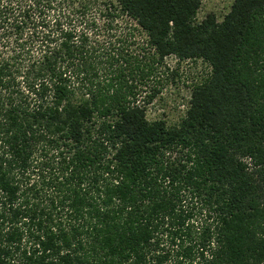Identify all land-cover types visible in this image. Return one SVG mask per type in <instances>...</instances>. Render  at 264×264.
I'll use <instances>...</instances> for the list:
<instances>
[{"label":"trees","instance_id":"1","mask_svg":"<svg viewBox=\"0 0 264 264\" xmlns=\"http://www.w3.org/2000/svg\"><path fill=\"white\" fill-rule=\"evenodd\" d=\"M202 4L0 0V264H264V0ZM169 57L211 68L172 126Z\"/></svg>","mask_w":264,"mask_h":264},{"label":"rangeland","instance_id":"2","mask_svg":"<svg viewBox=\"0 0 264 264\" xmlns=\"http://www.w3.org/2000/svg\"><path fill=\"white\" fill-rule=\"evenodd\" d=\"M233 2L234 0H203L198 20L202 21L212 13L220 21L223 20ZM157 67L155 77L140 99L143 103L156 91L152 102L147 105L148 119H162L171 126L176 125L189 106L194 87L209 78L211 68L202 60L179 61L175 57H169Z\"/></svg>","mask_w":264,"mask_h":264}]
</instances>
